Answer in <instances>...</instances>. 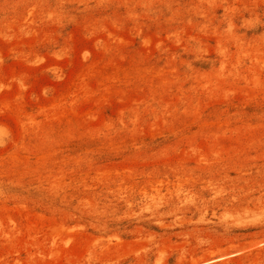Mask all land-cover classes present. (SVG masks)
Returning a JSON list of instances; mask_svg holds the SVG:
<instances>
[{
  "label": "rangeland",
  "instance_id": "obj_1",
  "mask_svg": "<svg viewBox=\"0 0 264 264\" xmlns=\"http://www.w3.org/2000/svg\"><path fill=\"white\" fill-rule=\"evenodd\" d=\"M0 264H264V0H0Z\"/></svg>",
  "mask_w": 264,
  "mask_h": 264
}]
</instances>
